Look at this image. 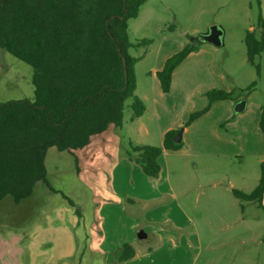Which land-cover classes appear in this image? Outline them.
<instances>
[{
	"label": "rangeland",
	"instance_id": "1",
	"mask_svg": "<svg viewBox=\"0 0 264 264\" xmlns=\"http://www.w3.org/2000/svg\"><path fill=\"white\" fill-rule=\"evenodd\" d=\"M260 12L264 16V0H146L128 21L129 53L139 57L135 94L145 105L143 115L133 119V99L128 98L121 125L110 124L78 149L48 148L47 182L37 181L33 194L21 203L11 195L0 201V249L25 246L23 234L15 241L18 230L28 231L38 218L33 208L47 201L57 211L60 206L71 213L83 211L88 226L78 228V237L85 257L92 256L104 237L101 215H112L110 204L124 203L128 216L138 220L133 236L140 246L160 244L158 234L168 231L176 235L175 248L194 251L192 264H264V207L233 193H249L257 186L264 160L259 127L264 52L255 59L258 73L245 43L247 30H259ZM214 24L224 29V44L196 42L176 68L170 91L164 92L155 70ZM144 39L150 42L137 45ZM33 74V66L0 47V101L33 100ZM214 88L233 90L234 96L213 102L187 125L191 113L208 104L206 92ZM242 99L246 108L236 113L235 104ZM169 125L184 128L183 145L163 151L158 177L145 175L133 159V147L163 146L161 130ZM141 230L149 238L139 239ZM94 259L99 262L100 256L94 254Z\"/></svg>",
	"mask_w": 264,
	"mask_h": 264
},
{
	"label": "trees",
	"instance_id": "2",
	"mask_svg": "<svg viewBox=\"0 0 264 264\" xmlns=\"http://www.w3.org/2000/svg\"><path fill=\"white\" fill-rule=\"evenodd\" d=\"M261 3L262 0H258ZM146 0H0V47L34 68L33 100L0 101V201L11 195L16 203L32 195L37 181H46L44 158L48 148L72 150L87 145L94 134L110 124L121 125L126 100L132 98L134 118L143 115L145 105L136 96L135 65L130 55L128 21L136 17ZM258 31L247 30V56L264 52V16L260 12ZM149 39L137 45L149 43ZM186 43L169 56L157 71L164 92L172 86L174 70L196 49ZM255 86L253 82L248 89ZM208 104L191 113L189 125L207 112L213 102L232 99L233 90L210 89ZM259 127L264 134V102ZM178 129L164 134L163 146H134L133 159L150 177H158L164 149L178 150L174 140ZM257 186L249 193L233 189L237 198L258 201L264 207V160ZM73 207L76 203L63 195ZM80 215V210L75 209ZM135 255L124 243L118 260Z\"/></svg>",
	"mask_w": 264,
	"mask_h": 264
},
{
	"label": "crops",
	"instance_id": "3",
	"mask_svg": "<svg viewBox=\"0 0 264 264\" xmlns=\"http://www.w3.org/2000/svg\"><path fill=\"white\" fill-rule=\"evenodd\" d=\"M165 61L155 70V76H157V71L163 67ZM178 128L179 126L175 125L163 128L161 130L163 139L168 130ZM168 188H171V186H168ZM49 203L52 202L43 201L42 204L38 205L39 209L37 210L33 208L35 204H29L33 208V213L35 212L38 215V218L30 224L28 231L25 227H21L18 230L21 231V235H18L15 239L16 243H19L23 238V234L25 236L23 241L25 246L1 248L0 264H83V262L87 264H192L194 262V251L175 248L177 247V239L172 232L159 233L158 236H160L159 239L162 242L155 246L138 245L136 237L133 236L138 220L135 217L128 216L124 203L110 204L108 208L112 215H101L104 232L103 241L93 251L92 256L85 257L86 253L82 248V241L78 237V228H83V225L88 226L87 219H83V211H80V215L77 216L76 210V213L72 211L74 215L66 206H60L62 211H57L58 207ZM60 213H66V215ZM114 214L118 216L115 217ZM28 217L33 218L31 211ZM149 236L150 234L147 231L146 238H149ZM139 239L143 240L145 238ZM124 243L133 245L135 255L127 260L119 261L118 255ZM94 254L100 256L99 262L94 259Z\"/></svg>",
	"mask_w": 264,
	"mask_h": 264
},
{
	"label": "water",
	"instance_id": "4",
	"mask_svg": "<svg viewBox=\"0 0 264 264\" xmlns=\"http://www.w3.org/2000/svg\"><path fill=\"white\" fill-rule=\"evenodd\" d=\"M224 29L221 25L214 24L207 28L206 31L200 33L196 37H193V39L198 43H212L214 45L220 46L224 44ZM246 100H239L234 107V110L236 113L243 111L246 108ZM184 128H181L177 134L174 136V140L177 142H181L182 140V133ZM147 233L144 230H141L138 233L139 238H146Z\"/></svg>",
	"mask_w": 264,
	"mask_h": 264
}]
</instances>
